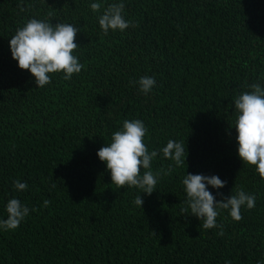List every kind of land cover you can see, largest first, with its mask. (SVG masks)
<instances>
[{
  "label": "trees",
  "instance_id": "obj_1",
  "mask_svg": "<svg viewBox=\"0 0 264 264\" xmlns=\"http://www.w3.org/2000/svg\"><path fill=\"white\" fill-rule=\"evenodd\" d=\"M0 264H264V0H0Z\"/></svg>",
  "mask_w": 264,
  "mask_h": 264
}]
</instances>
